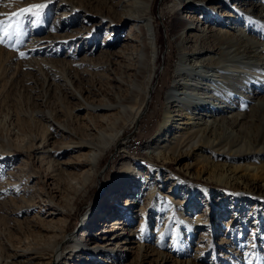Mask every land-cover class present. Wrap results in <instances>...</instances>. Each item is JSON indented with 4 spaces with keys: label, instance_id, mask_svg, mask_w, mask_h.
Returning <instances> with one entry per match:
<instances>
[{
    "label": "rangeland",
    "instance_id": "1",
    "mask_svg": "<svg viewBox=\"0 0 264 264\" xmlns=\"http://www.w3.org/2000/svg\"><path fill=\"white\" fill-rule=\"evenodd\" d=\"M138 1L141 14L144 0ZM178 2L150 0L143 11L151 52L142 26L122 17L119 0H0V20L21 8L45 5L38 21L30 17L21 24L22 35L13 32L11 40L4 37L0 43V264L12 255L10 245L22 246L25 237H52L51 230L40 233L46 221L56 230L65 220L66 240L83 231L84 218L90 232L103 218L92 213L106 209L115 195L121 201L134 198L132 211L120 209L116 217L126 233L139 236L130 253L120 252L109 264H264V224L259 223H264V60L256 66L248 57L252 66L239 65L244 82L235 86V102L247 114L242 127L209 136L219 145L176 148V128L164 125L173 108L165 94L186 48L177 36L182 17L194 12L211 32L242 28L243 38H250L245 48L241 43L246 49L252 40L264 43V18L249 8L264 9V0H214L211 5L223 6L219 15L206 9L197 14L192 4L176 9ZM224 12L234 16L225 20ZM135 87L141 91L138 98L149 96L137 116L87 108L140 107ZM81 137L101 151L93 172ZM133 167L142 173L133 177ZM122 175L132 177L120 180ZM241 203L244 218L236 212ZM255 205L259 209H252ZM197 212L205 224L188 228V221L180 219ZM220 238L229 242L220 244ZM94 260L86 264L102 263Z\"/></svg>",
    "mask_w": 264,
    "mask_h": 264
},
{
    "label": "bare ground",
    "instance_id": "2",
    "mask_svg": "<svg viewBox=\"0 0 264 264\" xmlns=\"http://www.w3.org/2000/svg\"><path fill=\"white\" fill-rule=\"evenodd\" d=\"M119 1L124 6L123 9L125 11L122 17L126 18L127 21L133 22L137 28L142 26V30H144L146 35V43H148L151 52H153V45L150 38V26L148 23L143 22L145 20L143 11H148L147 8L150 0L142 1L144 10L141 9V14L139 13V6L135 5V3H139L138 0ZM130 1H133V4ZM213 1L214 0H179L176 9H179L181 5L187 7V5L192 4L195 5L193 10H195V12L197 11V14H200V10L206 9L213 15H219L217 14L219 13L218 10H221L223 6H213L211 5ZM249 8L252 11H258L259 15L264 18L263 7L257 4H250ZM245 9L246 8L243 7L242 10L247 11V9ZM235 10L241 11V9L238 8ZM224 15L227 17L225 20L234 16V14L225 12L223 16ZM182 20L184 24L182 29L177 33V36H179L180 40L186 45V48H183L180 53V60L176 67V78L172 81L171 86L165 94L166 104L171 105L173 108H171V112L168 115L164 116V125H172L171 127L176 128L177 131L174 134L175 136L172 137V142L176 145V148L178 146L196 148L207 142L210 145H219V140H208L209 136L218 135L222 137V135H220L222 131L233 129L234 127L240 128L244 124L242 120L245 118V114H247L246 110L243 111L240 107L241 105L239 106V104L235 102V97H237L236 95L239 92L235 86L243 87L244 82L240 78V73L243 71L239 69V65H251L245 60V58L248 57L254 58L253 60L256 66L263 63L264 43H255L254 40L251 39L253 44L251 43L252 45L250 47L244 49L249 44L250 38H243L244 34L242 35V28L232 27V31L219 30V32H211L205 25V21L197 17L194 12L186 14L182 17ZM141 21L142 25H137ZM209 37H211V39H209ZM241 43L244 44V48ZM144 60L145 58L142 56L141 61L144 62ZM153 60V57L150 56L148 64L151 67V71L154 72ZM238 79L241 80L239 81ZM115 80L119 83H123L120 77L117 78L115 76ZM230 83L232 84L229 85ZM253 84L255 85L256 83ZM139 92H141L139 88L135 87L132 93L136 95L134 102L139 103L135 105H140L142 103L140 107L123 103L120 105L92 104L87 105V108L90 110L101 108L107 110L119 109L124 112L128 110L131 111L134 116H137L142 112V105L147 98H149L148 93H144L142 99L138 98ZM240 93L244 100L246 99L247 101L248 99L250 104H254V101L251 100L248 95L242 92ZM76 95L81 100H84L81 93L77 92ZM233 104L237 106L234 107ZM227 126L229 127L226 129ZM91 129H95L94 126H92ZM78 140L80 141L81 148L89 149V170L93 172L100 159L99 154L101 151L89 138L84 139V137H81ZM168 142L171 143V141ZM167 143H165L162 148L167 147ZM236 144L238 145L239 142ZM38 148H42V146ZM131 173L130 175L136 177L137 174L139 175L142 172L137 167H133ZM132 176L122 175L120 176V180L124 177L131 179ZM135 180L136 182L138 181L137 178H135ZM80 183L79 180L74 181L76 185ZM117 189L112 191V195L117 193ZM113 198V201L106 205V209H100V213L98 214L95 211L92 213L95 218L96 216L103 218L101 221L95 220L93 222L94 226L91 224L92 229L90 232L89 229L86 228L88 221L84 218L81 226V230L83 231L80 234L72 235L66 240L65 220H63L64 228L56 230L51 229V224L53 222L46 221L49 224L41 227L40 233L41 231L43 232V230H51L53 232L52 237L36 239L38 237L34 238L32 235V237H25L22 246L17 247L16 245H10L9 249L13 250V252L10 253L12 255L5 256L3 258V264H15L14 259L11 258L23 259V261L25 260L28 264H86L87 261L90 263L96 258L98 261H102L101 264H109L111 263L110 259L114 258L113 256H120V252L130 253V251H132V244L139 235L135 232L126 233L125 229L121 226L123 222L120 221L118 216L116 217V214L120 212V209L129 210L131 212L135 200L132 197H127L121 201L117 195L113 196ZM170 199L173 198L170 197ZM175 202L179 205L184 204V202H179L178 200ZM244 207V203H241L236 210V212L240 211L239 214L241 217L239 218H244L242 211ZM251 207L254 210L256 208L259 209L257 205ZM56 211L61 212L59 209H56ZM105 214H108V216ZM194 215V218L191 219L185 217H181L180 219L185 220V222L186 220L188 221V228L198 227L206 223L202 218V214L197 212ZM113 216H115V218H112ZM229 221L232 222L233 220ZM245 221L246 220L243 219V222ZM259 223L260 225L264 224L261 220ZM59 238H61L60 241ZM220 239V244L229 242L228 239ZM18 251H20V254Z\"/></svg>",
    "mask_w": 264,
    "mask_h": 264
},
{
    "label": "snow or ice",
    "instance_id": "3",
    "mask_svg": "<svg viewBox=\"0 0 264 264\" xmlns=\"http://www.w3.org/2000/svg\"><path fill=\"white\" fill-rule=\"evenodd\" d=\"M44 7V4H33L30 7L19 9L18 12L11 13L6 20H0V32H2V36H0V43H4V37L11 40L13 32H15L17 37L22 35L23 33L20 30L21 24L27 22L30 17H35L38 21ZM20 56L21 58H26V55L23 52L20 53Z\"/></svg>",
    "mask_w": 264,
    "mask_h": 264
}]
</instances>
